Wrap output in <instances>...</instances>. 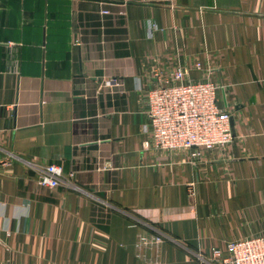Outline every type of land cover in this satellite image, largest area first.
Masks as SVG:
<instances>
[{
    "label": "crops",
    "instance_id": "0c3cea01",
    "mask_svg": "<svg viewBox=\"0 0 264 264\" xmlns=\"http://www.w3.org/2000/svg\"><path fill=\"white\" fill-rule=\"evenodd\" d=\"M157 56L221 86L227 149L147 147ZM0 164V264H223L264 236V0H0Z\"/></svg>",
    "mask_w": 264,
    "mask_h": 264
},
{
    "label": "built area",
    "instance_id": "2783aa9c",
    "mask_svg": "<svg viewBox=\"0 0 264 264\" xmlns=\"http://www.w3.org/2000/svg\"><path fill=\"white\" fill-rule=\"evenodd\" d=\"M151 60L144 69L145 77L153 83L144 92L149 119L145 128L150 135L147 147L159 153L188 151L193 158H200L206 151L216 148L227 149L234 140V133L231 114L218 104L221 86L210 80L188 81L187 68L175 61L172 65L159 56ZM201 66L196 61L195 67L201 69ZM2 175L3 164H0V178ZM62 175V167L52 163L40 173L38 182L57 187ZM162 241L161 235H150L141 238L138 245H158ZM227 250L229 255L223 256L221 249L214 248L212 260L220 259L223 264H264L263 235L231 241ZM142 259L144 264L151 262L146 257Z\"/></svg>",
    "mask_w": 264,
    "mask_h": 264
}]
</instances>
